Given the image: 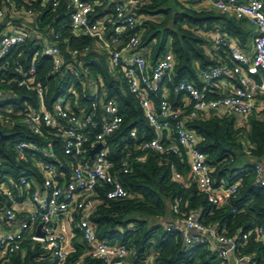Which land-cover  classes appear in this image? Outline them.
<instances>
[{
  "label": "built area",
  "instance_id": "obj_1",
  "mask_svg": "<svg viewBox=\"0 0 264 264\" xmlns=\"http://www.w3.org/2000/svg\"><path fill=\"white\" fill-rule=\"evenodd\" d=\"M111 1V0H110ZM198 7L204 10H215L220 13L231 14L236 19H246L257 31L254 38V52L251 59L243 55L236 47L221 35H215L212 40V55L216 64L199 71L204 83L202 89L193 82L182 80L177 83L172 92L182 95L185 102L174 108L169 102L168 95L162 99L155 109L148 99V94L156 93L164 80L172 81L174 68L173 56L170 52L159 57L153 67L136 50L140 43L137 29V19L133 9L140 0H127L112 4L108 11L102 14L104 1L95 0L87 3L84 0H22L21 4L11 7L12 18L30 19L36 16L34 4L39 8L47 6L52 9L64 5L70 18L69 27L75 38L88 37L93 40L91 45L71 50V57L77 58L88 54L91 50H98L97 46L108 53L110 63L119 68L125 79L127 90L138 99L139 107L149 125L153 128L155 137L148 141L139 142L134 150L128 151L129 156L117 164L109 157L107 140L117 132L123 118L119 114L117 104L107 98L106 89L98 94L97 108L86 113V105L80 104L78 96L63 95L58 97L50 107L44 102L45 88L37 80L34 61L37 57H46L51 61L50 75L59 74L64 67V59L60 50L62 40L58 34L45 33L50 43L33 41L38 51L33 54L29 68L24 71L20 66L13 70L19 75L17 84L36 93L38 104L33 108L30 104L16 108L13 105L0 106V127H25L30 134L38 137H55L60 145L64 157H70L74 163L69 167L68 162L56 156L52 150L51 141L39 149L33 143L18 141L13 145V154L18 161L31 160L41 176L40 187H35L34 178L22 173L16 181V191L4 185L8 176L0 174V196L4 202L0 203V215L8 224H19L17 234L0 237V261L14 254L25 234L41 249L53 258L52 264H73L68 262L69 251L65 246L64 228L59 226L58 219L64 217L73 229L77 230L83 240L91 259L99 260L102 264H135L127 261L130 252L123 246L99 241L94 227L87 220L88 213L95 207L94 192L101 185H108L111 190L106 194L108 200L121 199L126 192L117 179V174H128L130 163H139L144 159V153L152 151L161 156H184L187 160L189 173L187 185L195 184L207 200L213 205H222L238 195L239 184L229 187H213L211 174L213 172L206 156L197 149V137L186 128V123L203 112L220 111L225 114H236L243 121L255 110L264 118V101L258 104L264 96V0H197ZM101 14L100 18L91 21V16ZM7 11L0 6V25L5 20ZM132 35L123 38L126 31ZM110 31L109 39H106ZM29 29L14 31L0 37V60L3 59L12 47L24 44L33 37ZM35 42V44H34ZM122 49L132 52L129 60L122 57ZM221 49L226 51L227 59L221 58ZM71 72L77 75L76 69ZM84 82L82 86L94 85L95 80L86 68L79 71ZM258 74V80L251 75ZM233 76L236 85L227 95L211 97L207 86L212 82ZM70 93H74L71 89ZM1 95V91H0ZM97 109V110H95ZM164 118L161 122L159 119ZM166 131V139L161 140L162 133ZM92 134V138H90ZM136 140V131L131 130L127 137L120 142ZM98 144L102 148L91 158L89 153ZM127 146H124V150ZM122 150V151H124ZM38 152L41 156L37 157ZM66 159V158H64ZM163 165L168 160L163 158ZM69 167L70 180L60 170ZM254 182L264 185V167L260 163L254 165ZM10 178V177H9ZM182 175L172 170V180L178 182ZM37 183V182H36ZM27 197L30 207L26 214L19 217L14 209L15 196ZM172 223L165 227L166 232L177 234L186 247L196 243L209 242L211 251L221 260L222 264H251L249 256H236L239 248L237 236L227 237L219 233L217 226H206L199 222L198 214L187 217H176L177 204L172 205ZM40 226L42 236L37 235ZM194 232L195 234H192ZM263 230L256 229L261 235ZM249 234L242 236L245 243ZM148 263V262H147ZM141 264V263H137ZM143 264H146L143 262Z\"/></svg>",
  "mask_w": 264,
  "mask_h": 264
},
{
  "label": "trees",
  "instance_id": "obj_2",
  "mask_svg": "<svg viewBox=\"0 0 264 264\" xmlns=\"http://www.w3.org/2000/svg\"><path fill=\"white\" fill-rule=\"evenodd\" d=\"M21 1L0 0V6L7 11L0 31L9 22L21 27L24 19L14 21L11 18V7L21 4ZM84 1L93 3L95 0ZM101 1L110 5V0ZM198 5L197 0H140L133 9L137 19L136 31L140 37L136 52L143 51V56L151 67L163 54L170 52L173 56L172 81L167 87L171 91L169 102L174 108L179 107L180 103L179 96L172 92L173 87L186 80L202 89L204 84L198 80L199 70L216 64L209 34L213 35L218 31L232 39H239L241 44L247 41V34L243 29V22L246 20H238L231 14L215 10L196 8ZM34 8L37 11L36 16L27 21L31 22L28 23V29L33 32L35 38L53 32L62 40H67L59 45L64 59V67L59 74L50 75V59L40 56L34 61L36 78L46 89L45 104L50 107L58 97L76 95L80 104L86 105V113L93 112L92 104L97 108L98 98L90 96L86 87L82 86L84 77L79 72L81 68L89 70L91 77L106 88L107 98L117 104L119 114L123 118L120 129L107 140L109 157L115 161L118 169V163L129 156L128 151L132 152L139 142L155 137L153 128L139 107L138 99L127 90L119 68L112 70V76L104 58L97 56L94 50L77 58L71 57V50L91 45L93 40L88 37H74L64 5L56 9L49 6L41 9L38 4H34ZM90 19L95 21L99 16L95 13ZM132 34L133 32L127 30L123 38ZM33 41V38H29L24 44L12 47L0 60V106L13 105L20 108L30 104L35 108L38 104L34 91L18 86L20 77L13 70L18 66L24 71L29 68L33 54L38 51ZM219 56L225 58L226 51L221 49ZM71 69H76L77 75L72 73ZM71 89L73 94L70 93ZM148 99L156 109L162 99L161 88L156 93L148 94ZM260 99L264 100V96ZM235 124L233 115L220 111L203 112L186 123V128L198 139L197 149L206 156L213 170V187H229L238 183L239 190L235 199H230L222 205L210 204L206 195L201 193L195 184L187 185L184 179L178 182L172 180V170L179 172L183 178L189 173L188 163L183 155L164 157L152 151L145 152L142 162L130 163L128 174L118 173L116 176L126 192L125 197L108 200L106 194L111 187L101 185L96 188L95 207L89 211L87 220L94 227L98 240L125 247L135 264H143L150 254H153L154 258L147 264H222L211 251L209 242L186 247L177 234L166 232L163 224L154 222L155 219L168 215L174 218L171 207L177 204L176 217L198 214L199 222L204 225L217 226L219 233L227 237L237 236L239 248L235 251L236 256H249L251 264H264V185L254 182V165L264 162V118L260 116L259 111H253L242 126L236 127ZM131 130L136 131V140L129 139L121 143ZM0 132L2 176L17 181L21 174L25 173L37 183L41 181L34 162L30 159L16 160L13 145L18 141L30 142L42 149L47 145V140H50L49 144L57 157L68 162L69 167L74 163L72 158L63 156L58 140L52 135L44 139L30 134L22 126L11 129L0 127ZM89 136L92 138V134ZM165 139L166 131L161 137L162 141ZM124 146H127L125 150ZM35 154L37 157L41 156L38 152ZM163 158L168 160L167 165L160 162ZM69 167L65 166L60 170L68 181ZM258 228L263 230L261 235L256 233ZM75 234L74 248L68 256V262L102 264L101 261L89 257L80 233L75 230ZM244 234H249L245 243L242 241ZM52 262L53 258L26 235L19 249L0 261V264Z\"/></svg>",
  "mask_w": 264,
  "mask_h": 264
},
{
  "label": "crops",
  "instance_id": "obj_3",
  "mask_svg": "<svg viewBox=\"0 0 264 264\" xmlns=\"http://www.w3.org/2000/svg\"><path fill=\"white\" fill-rule=\"evenodd\" d=\"M124 1H127V0H111V1H109V4L110 5H104L103 11H102L103 13L102 14H104L105 12H107L108 9H109V7L112 4H114V3H120V2H124ZM196 8H200V7L197 6ZM100 16H101V14H99V18H100ZM12 19L14 21H16V19H14V18H12ZM242 20H246V19H242ZM28 23H31V22L30 21H27V20H24L22 22V25H20L21 27H18V24H16V23L14 24L13 22H9L6 25V27H4L0 31V37H2L3 35H5L7 33L14 32V31H24L25 29H28V27H29L28 26ZM243 29H244V32L247 34L246 35L247 36V38H246L247 41L244 42V44H241V42H240L239 39H236V38L232 39V38L226 36L225 34L219 33L218 31H216V33L213 34V35L212 34H209V36L211 37V42H212V40H213V38H214L215 35H221L223 38H225L227 41H229L234 47H236L243 55H245L248 59H251L252 58V55H253V52H254V38L257 35V31H256V28L252 24H250L248 22V20H246L245 22H243ZM200 31H202V30H200ZM110 34H112V32L108 31L107 32V35H106V39H109ZM37 37L38 38H35V35H33V37H31V38H33L34 41L35 40L38 41V42L41 41L43 44L50 43V41L46 38L45 35H43V36H40L39 35ZM34 44H35V42H34ZM97 49L98 50L94 49L93 52H95V54L97 56H101L102 58H104L105 64L107 65L108 70L110 71V74L113 76L114 73H112V70L115 67L110 63L108 53H106L101 48V46H97ZM211 49H212V44H211ZM121 54H122V57H123L124 60H129L130 57H131V55H132V52H130V51L126 50V49H122ZM138 54L143 56L144 55V52L141 51V52H138ZM225 59H227V56L225 57ZM251 77L253 79H257L258 80V78H257L258 77V74L251 75ZM94 80H95V84L94 85H88L86 87V89L88 90L90 96H92L93 98H98V94L99 95L101 94V89L103 88V86H101V83L99 84V82H98L97 79H94ZM198 80H199L200 83H202V80H201L200 76H199ZM170 83L167 80H164V82L161 85L162 95H168V99H169V96L171 95V91L167 87V84H170ZM202 84H204V83H202ZM235 85H236V79L233 76H227V77H224V78H221V79H218V80L212 82L211 84H209L207 86V88H208L209 91H211L210 96L216 97L217 95L223 96V95H227V94L231 93L232 92V89H233V87ZM0 98H1V95H0ZM178 99H179L178 102L180 103L178 105H182L185 102V98H183L182 95H179ZM263 101L264 100H260V101H257V103L258 104H261ZM255 111L257 112L258 110H255ZM233 116H234L235 121H236V124H235L236 127L242 126V124L245 121H243L236 114H233ZM260 164L264 167V162L263 163H260ZM183 179H184L185 183H187V181H188V175L187 176H184V178L182 177L181 181ZM4 181H5L4 182V185L5 186H7L8 188H11V189H13V190L16 191V189H17V186L16 185L17 184H16V181L13 178H11V177L9 178L8 177ZM34 186L35 187H37V186L40 187L39 183H36V182H34ZM15 202L16 203L14 205V209L13 210L15 211L16 215L19 217V215L20 216H23L24 214H26L27 210L30 207V203H29L27 197H22V198L20 197L19 198V196L16 195L15 196ZM0 203H3V202L0 201ZM224 203L225 202H223V204ZM58 221H59V226H61V227L64 228L63 235L65 237V242H64L65 243V246H66V248L69 251H71L74 248V246H73V240L76 237L75 229L72 228V226L70 225V223L68 222V220L66 218H64V217H60L58 219ZM154 222L155 223H161V224H163V226H166V225L172 223V218L170 217V215H168V216H166V217H164L162 219H155ZM18 230H19V224L18 223L8 224L4 220V218L0 215V237L1 236H4V235L17 234L18 233ZM191 233L192 234H195L194 232H191ZM25 235H28V234H25ZM210 248L212 249V246L211 245H210ZM153 258H154V255L153 254H150L144 262L147 264V262H150ZM127 261L130 262V263L133 262V259L131 258V256H129V258H127Z\"/></svg>",
  "mask_w": 264,
  "mask_h": 264
},
{
  "label": "water",
  "instance_id": "obj_4",
  "mask_svg": "<svg viewBox=\"0 0 264 264\" xmlns=\"http://www.w3.org/2000/svg\"><path fill=\"white\" fill-rule=\"evenodd\" d=\"M159 120L163 122L164 118H160ZM0 136H1V132H0ZM101 148H102V144H98L93 150L90 151L89 156L92 158L94 154H96ZM0 201L4 202L1 196H0ZM37 235L42 236V233L40 231V226L37 228Z\"/></svg>",
  "mask_w": 264,
  "mask_h": 264
}]
</instances>
